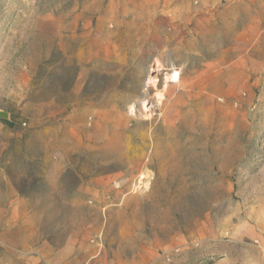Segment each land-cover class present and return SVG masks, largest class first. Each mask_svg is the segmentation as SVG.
<instances>
[{"label": "rangeland", "instance_id": "obj_1", "mask_svg": "<svg viewBox=\"0 0 264 264\" xmlns=\"http://www.w3.org/2000/svg\"><path fill=\"white\" fill-rule=\"evenodd\" d=\"M167 1L0 0V264H264V24Z\"/></svg>", "mask_w": 264, "mask_h": 264}, {"label": "crops", "instance_id": "obj_2", "mask_svg": "<svg viewBox=\"0 0 264 264\" xmlns=\"http://www.w3.org/2000/svg\"><path fill=\"white\" fill-rule=\"evenodd\" d=\"M200 0V7L190 16L185 14L189 0H168V12L172 16L174 29L184 30V35L189 31H197L199 35L207 36L220 26H233L240 31L241 27H254L264 24V7L259 5L254 11L244 8L250 0ZM258 3L261 0H257ZM193 26V27H192ZM182 27V28H181ZM188 29L189 31H187ZM238 41H242L241 33L238 32Z\"/></svg>", "mask_w": 264, "mask_h": 264}, {"label": "bare ground", "instance_id": "obj_3", "mask_svg": "<svg viewBox=\"0 0 264 264\" xmlns=\"http://www.w3.org/2000/svg\"><path fill=\"white\" fill-rule=\"evenodd\" d=\"M65 50V49H64ZM75 61V60H74ZM55 64V63H54ZM160 64V63H159ZM179 71V70H178ZM178 71H176V72H174L172 75H171V77H170V82H172V83H176V84H179L180 82H181V76H180V73L178 72ZM102 73V72H101ZM169 80V79H168ZM161 81V80H160ZM148 84H153V87H158V85H159V79H157L156 77H151V79H150V81H149V83ZM174 85V84H173ZM175 86V85H174ZM159 92V91H158ZM182 93V92H181ZM159 94V96H160V99H159V103H158V108H159V111H161L160 113H162L160 116H159V118L157 119L155 116H154V111L153 110H150V104L149 103H147V102H145L144 103V106H143V110L145 111V112H147L148 113V115L150 116V120H151V122L152 121H156V119L158 120L157 122H158V124L159 123H161V122H163V121H168V122H170L173 118L172 117H174L175 116V113H173L174 111L172 110L173 109V107H174V104H178V103H176V102H174V101H170V93L169 94H163L161 91L158 93ZM129 95V94H128ZM112 96V95H111ZM148 96V95H147ZM204 99V98H203ZM194 100V99H193ZM180 101V100H179ZM191 101H192V99H191ZM168 102H169V104H168ZM181 102V101H180ZM181 109V108H180ZM131 112L134 114L135 113V109H131ZM196 112V111H195ZM196 114V113H195ZM198 114V113H197ZM190 115V114H189ZM190 118V117H189ZM187 120H189L188 118H187ZM181 121V120H180ZM150 123V122H149ZM202 126V125H201ZM200 126V127H201ZM205 127V126H204ZM102 128V127H101ZM202 128V127H201ZM171 129V128H170ZM206 129V128H205ZM207 130V129H206ZM170 131V130H169ZM201 132V131H200ZM99 133V132H98ZM199 133V132H198ZM96 134V133H95ZM195 134V133H194ZM153 135H154V133H153ZM196 135H198V134H196ZM208 135V134H207ZM211 135V134H210ZM95 137H97V136H95ZM154 137V136H153ZM209 137V136H208ZM197 139V138H196ZM202 139V138H201ZM155 143V142H154ZM157 144V143H156ZM162 144V143H161ZM154 147V146H153ZM189 150V149H188ZM176 151V150H175ZM187 152V151H186ZM160 153V152H159ZM119 154V153H118ZM128 155H129V153H128ZM190 155H191V153H190ZM189 155V156H190ZM133 156V155H132ZM159 156V155H158ZM126 158V157H125ZM175 160V159H174ZM180 160V159H179ZM121 161V160H120ZM151 164H153V163H151ZM161 164H162V162H161ZM194 164V163H193ZM185 165H187V164H185ZM161 166V165H160ZM194 166V165H193ZM162 168V167H161ZM178 168V167H177ZM191 168V167H190ZM169 172V171H168ZM190 172V171H189ZM175 173V172H174ZM139 188V187H138ZM161 189V188H160ZM161 191H163V190H161ZM147 192H149V191H147ZM150 193V192H149ZM151 194V193H150ZM172 196V195H171ZM196 199V198H195ZM197 200V199H196ZM193 202V201H192ZM198 202V201H197ZM154 205V204H153ZM194 205V204H193ZM159 206V205H158ZM189 207V206H188ZM161 208V207H160ZM189 215V214H188Z\"/></svg>", "mask_w": 264, "mask_h": 264}, {"label": "water", "instance_id": "obj_4", "mask_svg": "<svg viewBox=\"0 0 264 264\" xmlns=\"http://www.w3.org/2000/svg\"><path fill=\"white\" fill-rule=\"evenodd\" d=\"M0 116L3 117V118L7 117V115L5 113H0Z\"/></svg>", "mask_w": 264, "mask_h": 264}]
</instances>
